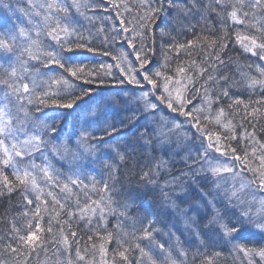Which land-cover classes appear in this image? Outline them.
<instances>
[{
    "label": "snow or ice",
    "instance_id": "obj_1",
    "mask_svg": "<svg viewBox=\"0 0 264 264\" xmlns=\"http://www.w3.org/2000/svg\"><path fill=\"white\" fill-rule=\"evenodd\" d=\"M0 201V264H264V0H0Z\"/></svg>",
    "mask_w": 264,
    "mask_h": 264
},
{
    "label": "trees",
    "instance_id": "obj_2",
    "mask_svg": "<svg viewBox=\"0 0 264 264\" xmlns=\"http://www.w3.org/2000/svg\"><path fill=\"white\" fill-rule=\"evenodd\" d=\"M104 59L108 60L109 62H112L110 61V58L105 57ZM149 202L152 203V201H149ZM3 207H4L3 202L0 201V212L3 211ZM4 231H7V224L3 221H0V232H4Z\"/></svg>",
    "mask_w": 264,
    "mask_h": 264
}]
</instances>
